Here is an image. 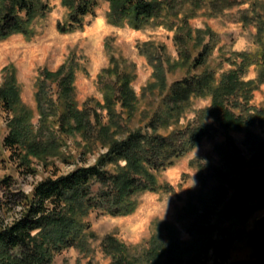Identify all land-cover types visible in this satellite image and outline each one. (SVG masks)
<instances>
[{"label": "trees", "instance_id": "trees-1", "mask_svg": "<svg viewBox=\"0 0 264 264\" xmlns=\"http://www.w3.org/2000/svg\"><path fill=\"white\" fill-rule=\"evenodd\" d=\"M99 1L62 0L69 14L66 23L59 25L60 31L66 33L82 29L87 17L97 15ZM105 1L110 5L106 18L112 25H128L136 30L162 26L174 32L179 59L172 68L182 66L188 69V73L169 85L165 63H170V59L166 57L165 47L162 46V49L154 42H145L141 52L152 65L155 79L149 86L162 89L163 107L146 126L130 130L124 123V114L131 118L137 109L139 98L132 87L136 74L124 65L126 61L110 55V67L99 75L104 103H98L107 110L109 124L100 128L99 113L94 111L97 119L93 123L92 113L88 109H79L75 99L76 69L74 63L68 60L55 72L45 70L38 81L35 95L40 114L38 131L32 122L34 112L22 101L15 68H11L10 76L0 89L4 107L14 116L4 143L18 154L22 162L27 163L30 154L41 158L60 154L61 144L57 138L43 132L55 108V101L48 92L49 81L58 84L59 98L63 102L64 112L59 117V129L62 132L78 130L86 139L100 140L107 146V152L100 155L93 165L80 166L69 174L43 180L34 188L31 196L23 193L10 195V202L20 211L8 223L0 215V264H54L55 254L64 249H86L90 226L83 218L91 211L112 216L129 215L137 209V196L140 193L172 190L170 185L159 182L158 173L199 146L210 134L211 126L205 121L208 117L214 118L226 132L230 144L231 132H244V144L250 154V159L239 156V163L233 162L235 154L226 151L222 154L224 166L229 171L242 172L245 164L248 167L243 172L237 196L224 211L225 218L247 219L254 210L264 207V139L252 129L257 124L264 125V109L251 105L254 92L264 83V0H249L252 16L248 17L246 12L244 17L247 23H256L260 50L257 53L234 52L233 57L236 58L227 59L234 68L224 73L219 81L210 68L200 73L192 72L207 64L216 47L217 34L209 26L194 28L190 20L204 7L217 12L236 6L239 1ZM259 4L260 8L256 6ZM49 9L46 0H0V41L16 34L32 37L35 34V21L45 17ZM253 65L259 67L258 76L246 80L245 75ZM108 77L115 79L110 81ZM194 97H210L211 105L200 110L198 118L186 126L162 134L160 124L165 122L164 125L168 126L172 120L178 121ZM123 133V138H116V135ZM194 164L196 161L191 163ZM220 174L225 176L223 172ZM199 177L205 189L207 176L201 167ZM1 184L10 187V179L0 181ZM216 196L213 194L210 197L211 203L208 205L203 203V209L190 203L191 213L197 214L191 233L198 237L194 242L183 243L177 236V229L165 225L168 239L165 235L152 237L151 246L141 259L133 258L128 247L115 237H108L104 248L112 255L113 264H201L200 258L208 255L210 250L214 251L217 259H225L235 244L233 229L202 226L205 217L210 215L212 202H222L227 194H220L219 199ZM217 230L222 237L213 239L212 235ZM260 248L264 251V242ZM192 252L196 253V259L188 255ZM213 264L226 263L217 260ZM232 264L257 263L245 261Z\"/></svg>", "mask_w": 264, "mask_h": 264}, {"label": "rangeland", "instance_id": "rangeland-1", "mask_svg": "<svg viewBox=\"0 0 264 264\" xmlns=\"http://www.w3.org/2000/svg\"><path fill=\"white\" fill-rule=\"evenodd\" d=\"M46 1L50 11L45 17L35 21V34L32 37L16 34L0 41V89L10 76L11 68H15L22 101L33 110L32 122L39 131L40 114L35 98L38 81L45 70L55 72L66 61H72L76 69L75 99L79 109H88L92 113L93 123L97 119L94 113H99L101 118L98 126L101 128L109 124V119L107 110L98 104L104 103L99 75L110 67V55H113L120 61H126L124 65L136 74L132 87L139 101L131 118L124 114V123L130 130L146 126L163 107V92L160 87L152 89L149 86L155 80L154 69L146 55L142 54V45L145 42H154L161 48L165 47L166 57L170 59V63H165L167 81L171 85L188 73V69L182 66L172 68L173 63L179 59L174 43V32L162 26L136 30L128 25H112L106 18L110 5L107 1L100 0L97 15L87 17L82 29L63 33L59 25L66 23L68 9L62 4V0ZM237 1L238 5L217 12L208 6L204 7L190 20L194 28L204 29L209 26L217 34L216 47L207 64L192 72L200 73L205 68H210L219 81L224 73L234 68L227 60L233 57L234 52L257 53L260 50L261 42L256 23H247L244 18L246 12L248 17L252 16L251 2ZM256 6L260 8V4ZM144 50L148 52L147 48ZM258 73L259 67L253 65L246 73L245 79H256ZM114 79L115 77H108L107 80ZM48 92L55 101V108L43 132L57 138L61 144L60 154L45 158L30 154L27 163L22 162L18 154L4 143L10 132L9 123L14 116L6 110L0 98V181L9 178L11 182L10 187L0 185L2 207L0 215L5 223L12 222L20 211L19 207L10 202L12 193L31 196L34 188L43 180L69 174L80 166L93 165L100 155L107 152V146L100 140L86 139L78 130L62 132L59 129V117L63 114L64 107L59 98L58 84L49 81ZM210 105V97H194L178 121L174 119L168 126L164 125L165 122L160 124L159 131L162 134H169L176 128L186 126L198 118L200 110ZM251 105L264 109V83L254 92ZM117 108L123 111L120 105H117ZM205 121L210 124L211 132L201 144L177 158L172 166L158 173L159 182L170 185L173 187L172 190L140 193L137 196L138 207L129 215L112 216L97 210L91 211L83 218L90 226L86 249L82 250L79 247L64 249L55 254L54 264H113L112 255L104 248V242L108 237H115L128 247L133 258L141 259L149 250L152 237L161 238L162 235L166 237L165 225L174 226L178 231V238L183 243L194 242L198 237L191 233L197 214L191 213L190 203L203 209V203L207 205L211 203L210 197L213 194H217L215 197L217 199L220 194H227V197L221 200L222 202L218 200L212 202L210 215L205 217L202 226H217L224 229L231 227L236 239L234 247L225 259H217L214 251L210 250L208 255L200 258L201 264H213L217 260L226 264L245 261L264 264V251L260 248L264 242V207L254 210L247 219L227 220L224 215L229 203L237 196L242 185L243 172H246L248 167L245 164L242 172L229 171L224 166L222 154L224 151L235 154L233 162L237 163L239 156L250 159L249 150L244 144L245 133L231 132L230 144L228 135L214 118L208 117ZM252 129L264 139V125L257 124ZM123 137L124 133L116 135L119 139ZM24 153L26 154V151ZM193 161H196V164L191 165ZM200 167L207 176L205 189L202 188L199 177ZM221 237L219 230L212 235L213 239ZM195 254L192 252L188 255L196 259Z\"/></svg>", "mask_w": 264, "mask_h": 264}]
</instances>
